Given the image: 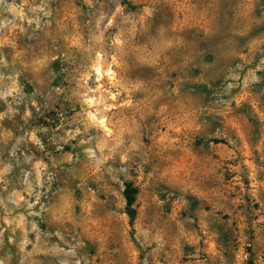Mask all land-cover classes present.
I'll list each match as a JSON object with an SVG mask.
<instances>
[{
	"label": "rangeland",
	"instance_id": "1",
	"mask_svg": "<svg viewBox=\"0 0 264 264\" xmlns=\"http://www.w3.org/2000/svg\"><path fill=\"white\" fill-rule=\"evenodd\" d=\"M248 260L264 0H0V264Z\"/></svg>",
	"mask_w": 264,
	"mask_h": 264
},
{
	"label": "trees",
	"instance_id": "2",
	"mask_svg": "<svg viewBox=\"0 0 264 264\" xmlns=\"http://www.w3.org/2000/svg\"><path fill=\"white\" fill-rule=\"evenodd\" d=\"M123 198L125 202V213L129 219V225L133 226V222L136 217V212L134 209V204L136 201V196L138 194V190L136 187L132 185L130 182H126L123 184ZM246 264H252L250 260Z\"/></svg>",
	"mask_w": 264,
	"mask_h": 264
}]
</instances>
